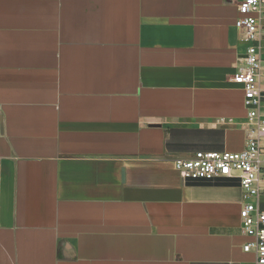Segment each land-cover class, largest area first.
<instances>
[{"label": "crops", "instance_id": "1", "mask_svg": "<svg viewBox=\"0 0 264 264\" xmlns=\"http://www.w3.org/2000/svg\"><path fill=\"white\" fill-rule=\"evenodd\" d=\"M240 1L0 0V264L254 263L174 167L244 148Z\"/></svg>", "mask_w": 264, "mask_h": 264}, {"label": "built area", "instance_id": "2", "mask_svg": "<svg viewBox=\"0 0 264 264\" xmlns=\"http://www.w3.org/2000/svg\"><path fill=\"white\" fill-rule=\"evenodd\" d=\"M235 20L244 46L240 63L230 79L243 93L246 113L245 143L239 152L196 151L190 158L175 159L174 167L185 183L237 180L241 191V231L251 241L242 246L253 252V264H264V0H241Z\"/></svg>", "mask_w": 264, "mask_h": 264}]
</instances>
